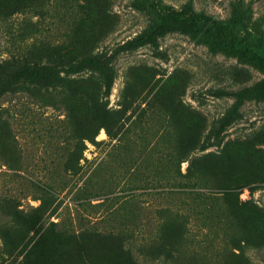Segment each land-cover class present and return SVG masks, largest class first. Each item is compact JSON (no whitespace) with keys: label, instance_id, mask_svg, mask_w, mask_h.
I'll use <instances>...</instances> for the list:
<instances>
[{"label":"rangeland","instance_id":"1","mask_svg":"<svg viewBox=\"0 0 264 264\" xmlns=\"http://www.w3.org/2000/svg\"><path fill=\"white\" fill-rule=\"evenodd\" d=\"M189 1L230 21L233 0L160 4ZM245 1L264 33V0ZM155 20L140 0H0V60L50 66L0 74V264H133L127 245L141 264H264V99L224 123L264 66L180 31L115 57ZM164 207L188 232L172 215L159 237Z\"/></svg>","mask_w":264,"mask_h":264},{"label":"trees","instance_id":"2","mask_svg":"<svg viewBox=\"0 0 264 264\" xmlns=\"http://www.w3.org/2000/svg\"><path fill=\"white\" fill-rule=\"evenodd\" d=\"M140 6L147 10L156 20L145 27L142 31L137 33L134 37H131L125 41L119 50L115 53L132 51L138 47L158 43L159 37L166 35L173 31H180L189 33L192 36L207 43L212 49H226L229 52L237 53L244 58L257 60L264 66V33L258 24L251 25L250 13L251 7L245 0H233L232 3V15L230 21L227 24H222L213 17L195 10L193 4L189 1L181 9H170L160 4V0H140ZM50 66L46 64H40L37 60H34L28 56L14 57L5 60H0V74L8 71L10 78L15 80H25L27 82H35L38 78L46 76ZM110 84L107 86L108 92H110ZM6 90L3 91V93ZM14 92V89L7 90ZM6 91V92H7ZM233 96V102L227 113L224 123L230 120V117L234 113H237L240 107L247 100L251 99H264V79L256 81L251 85L243 86L237 90L228 92ZM2 94H0L1 97ZM44 98V97H43ZM109 135L113 137L118 136V131H112L107 128ZM78 133V132H77ZM98 131L84 133L79 132L77 134V143L84 144L85 141L95 140ZM185 159H180L182 162ZM72 165V164H71ZM187 170H192V164L190 163ZM178 173L182 176H186L181 171V164L178 163ZM177 184L183 187L191 186L195 187L196 191L199 187L198 182L194 176H191L186 184H183V180H177ZM198 185V186H197ZM46 194L51 195L53 192L44 187ZM215 189V188H212ZM216 190V189H215ZM222 193L227 190H218ZM46 198H41V203L38 208L44 207ZM45 213L42 211L39 213L37 219H43ZM182 224L184 230L188 232V222L190 216L180 211H171L169 207H164L161 210L160 223L157 228V234L159 237L162 234L161 225L163 222H168L173 217ZM170 219V220H169ZM55 224L56 222L53 221ZM232 240L244 241L245 234L242 230H234L231 234ZM239 243V242H238ZM125 244H123L124 247ZM130 254L131 262L138 264L139 259L133 253L132 249L127 245L124 247ZM84 246L81 243L79 254L84 255ZM92 264H98L97 260L91 261ZM141 264V262L139 263Z\"/></svg>","mask_w":264,"mask_h":264}]
</instances>
